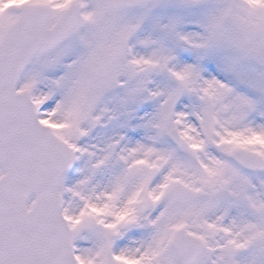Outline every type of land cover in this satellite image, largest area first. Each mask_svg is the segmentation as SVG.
Masks as SVG:
<instances>
[{
  "label": "snow or ice",
  "instance_id": "6c2138e0",
  "mask_svg": "<svg viewBox=\"0 0 264 264\" xmlns=\"http://www.w3.org/2000/svg\"><path fill=\"white\" fill-rule=\"evenodd\" d=\"M0 264H264V0H0Z\"/></svg>",
  "mask_w": 264,
  "mask_h": 264
}]
</instances>
